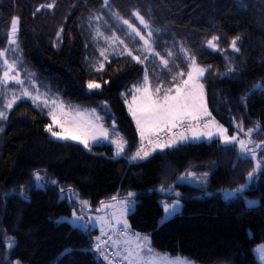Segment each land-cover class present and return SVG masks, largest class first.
Listing matches in <instances>:
<instances>
[{"label": "trees", "instance_id": "obj_1", "mask_svg": "<svg viewBox=\"0 0 264 264\" xmlns=\"http://www.w3.org/2000/svg\"><path fill=\"white\" fill-rule=\"evenodd\" d=\"M49 3L52 8L46 7ZM137 11L148 29L132 15ZM114 14L130 20L142 34L154 33L155 52L171 65L155 67L157 74L150 65L154 85L174 86L181 82V73L186 78L190 64L186 49L198 64L211 66L201 81L212 116L230 133L235 122L247 129L259 125L260 131L251 138L264 144V90L250 92L253 85L264 82V0L242 4L237 0H108L107 6L104 0H0V51L7 50L0 57V77L4 59L18 60L17 73L25 87L53 100L96 106L103 122H115L127 140L123 154L115 156L111 143L88 149L54 139L45 131L51 125L47 110L28 97L7 109V101L13 93L20 95L21 87L9 82L0 88V108L7 113V119L0 121V264L15 260L19 264H109L94 246L96 229L77 228L60 217L70 215L81 201L97 208L113 197H128L129 192L135 194V208L128 214L130 228L149 234L154 249L186 255L201 264H260L254 248L264 242V174L257 175L241 196H223L224 189L244 185L254 169V161L238 160V146L225 148L218 138L189 141L157 150L144 160L131 159L140 136L122 91L144 67L123 51L122 44L106 42L115 34L132 48L138 44ZM14 16L19 19L17 44L9 45L7 32ZM213 36L220 38L219 50L207 45ZM237 36L240 51L234 52L230 45ZM169 51L173 56H167ZM101 64L103 69L98 71ZM90 80L100 89L89 90ZM101 101L108 108H102ZM258 156L264 158V152L258 151ZM35 173H40L42 186L36 185ZM186 173L195 177L207 173L208 183L180 181ZM162 186H173L183 201L182 210L164 223L160 197L169 196L160 191ZM13 190L16 195H5ZM21 192L27 199L21 198ZM245 195L258 197L259 202L250 207ZM10 239L15 241L12 248Z\"/></svg>", "mask_w": 264, "mask_h": 264}, {"label": "snow or ice", "instance_id": "obj_2", "mask_svg": "<svg viewBox=\"0 0 264 264\" xmlns=\"http://www.w3.org/2000/svg\"><path fill=\"white\" fill-rule=\"evenodd\" d=\"M238 3L242 4L243 0H237ZM108 0H104V6H107ZM42 5L41 7H44ZM48 8H52L53 4L49 3L46 5ZM40 8H37L36 11H40ZM116 15L118 20H121L124 25H127L128 34L135 39L139 38L137 43L143 41L142 50H147L150 53L154 52V41L152 37L154 33L149 31L147 33V37L142 34V30L136 27L130 20L122 19L119 17V14ZM132 15L139 21L141 25H143L144 29H148L150 26L148 22L144 19L140 13L133 12ZM96 19H101V17L97 16ZM18 17H12L10 30L7 32L9 45L17 44V32H18ZM97 36H100V30L96 29ZM60 33H57L59 37ZM106 42L111 41L115 42L119 38L113 34L112 37H106ZM220 38L217 36H213L210 40L207 41L208 47L213 50H219L217 48V41ZM240 37L237 36L231 41V48L234 52H239L240 48L237 46ZM121 44H124L123 40H120ZM127 48V45H125ZM185 55L188 56V60L190 61L187 78H183V73H181V82L176 83L173 88L167 89V91L163 94V96L159 95L160 89L157 88L156 92L153 93L150 90V87L144 86L143 88H137L136 91L140 93L139 96L133 95L132 103L128 104L129 113L132 116V119L135 121L137 132L140 136V147L132 156V160L135 161L137 159L144 160L151 156L157 150L161 152L165 149L172 148L176 146L178 143H183L189 140L188 132H191V139L199 141L201 139H206L209 142L214 141L215 139H219L221 144L227 148L231 147L233 150L235 149L236 144L239 145L238 152V160H250L255 161V167L252 172L248 173V178L245 181V184L240 188H237L234 192L225 191L224 195L226 198L239 197L243 194V192L250 186L251 182L256 178L259 174H264V158L258 156L259 152H264V144H255L251 139L253 133L259 132L260 127L256 125L254 128H249L247 131L244 130L242 124L237 125L238 134H234L229 136L228 130L216 122L214 119H211L208 122H205V118H210L211 113L208 112L207 106L204 102V85L201 82V78L204 77L205 73L210 70L209 68L199 67L197 65L196 57L191 55L184 49ZM7 50L0 51V57H5ZM156 55H160L159 53H155ZM128 55L132 56L133 60H136L138 63L142 62L140 56L132 55V51H128ZM101 56H105V52L101 51ZM167 56H173V53L169 51ZM147 56H144L143 59H147ZM105 59L107 57L105 56ZM20 62L18 60H14L13 62H9L7 59L3 60V65L6 70L3 71L2 77H0V88H3L9 82H14L16 85H19L22 88V93L17 95L13 93V99L9 100L6 104L7 109H11L17 100L22 99L23 97H29L36 103L40 97L39 94L36 96L31 95L32 89L25 87V81H22L19 78V73L13 75L16 66ZM161 63L165 67H171L168 59H164L161 57ZM103 69V64L100 65V69ZM234 69H230L233 71ZM29 75V80H31V74ZM107 83V82H105ZM145 85L148 84V76L147 72L145 74ZM101 85L99 83H95L93 81H88L87 88L89 90L100 89ZM256 90H264V82L257 83L253 85L250 92H254ZM38 92V90H36ZM123 95V94H122ZM127 103V100L125 101ZM44 104L47 107L48 102L45 99ZM55 104V101H53ZM37 106H39L37 104ZM91 115L94 119L85 120L83 118V114L78 110L75 114H72L71 111L65 112L63 109V105L60 106V115L59 117L54 111H49V116L52 119V125H46L45 131L49 132L52 137L61 140V141H75L82 144L85 148L90 149L92 144L99 143L101 141H109L110 133L107 128L103 126V124H98L97 122L101 121L103 118L99 115H96L95 109L92 110ZM7 119V113L0 108V121ZM53 125L59 129L56 131L53 129ZM185 129L183 132H177L178 129ZM213 128L215 130H213ZM203 129V130H201ZM2 131V129H0ZM115 129L113 128V132ZM161 133H171L174 139L169 141L161 142ZM239 133H242L245 138H241ZM145 140H147V145L150 150H145ZM110 143L116 146L115 156H120L125 151V146L127 144L123 138L111 139ZM207 173L204 174V178L206 180ZM36 181H41L42 177L39 173H35ZM186 179H191L196 183H200L195 176L191 173H186L184 176L180 177V181H184ZM47 183V181H45ZM51 183H56V181H51ZM161 192L165 193L169 197L175 195L176 199L172 204L167 202L163 203L164 216L161 219V223L167 222L171 217L175 216L180 209V194L174 192L173 186L163 187L160 189ZM63 195V191L61 193ZM8 195H16L15 191L11 193H6ZM21 198L27 199L24 196L23 192L19 193ZM134 193L129 192L128 198L123 202L124 209L121 211V215H123L124 210L132 211L135 201L132 199ZM113 200L116 197L112 198ZM103 203V202H102ZM248 206H254L256 201H246ZM81 215L77 216L75 212L73 213V224L77 228L86 229L87 225L83 221L84 216V208L88 205V201H81ZM119 222V221H118ZM123 231L119 233V240H112L113 245L116 247V252L113 254H109L105 251L106 243L96 244V250L100 252L101 256L106 261H109V264H112L113 257H119L122 259L124 264H192L191 261H188L186 258H175L171 259L167 256V254L160 255L155 253L150 247V241L147 236L141 237L138 234H135V239L127 236L126 233L129 229L127 221H123ZM103 231V230H102ZM111 239V237H109ZM100 240V237H97V241ZM15 246L14 240H9L8 247L12 248ZM258 252L259 258L264 264V246L256 249ZM17 264L19 262L17 261Z\"/></svg>", "mask_w": 264, "mask_h": 264}, {"label": "rangeland", "instance_id": "obj_3", "mask_svg": "<svg viewBox=\"0 0 264 264\" xmlns=\"http://www.w3.org/2000/svg\"><path fill=\"white\" fill-rule=\"evenodd\" d=\"M15 17H17V16H15ZM148 32L149 31L147 30L143 35H145L147 37V33ZM116 37H118L119 39L116 40L115 42L119 43V45L121 44L120 43V40H123L124 41V44H122V49H123L124 52H127L128 53V51L130 50V51H132V55H137V56H140L141 57L142 63H143V67H144V69H143L141 75L139 76V78L136 79L135 81H133L129 85V87H127L125 90L122 91V94H123L122 96H123L124 102L127 100V103L125 102L126 107H127V110H128V104L132 103L133 95H136V96H139L140 95V93L136 91L137 88H143L144 86H148V87H150V90L153 93H155L156 92V89L159 88L160 89V92H159V95L160 96H163V94L169 88H173V90H174V86L175 85L174 86H171L170 84H168L166 86L163 83H159L157 85H154L152 83L151 75H150V72H149L150 69H151V67L153 65L154 66L152 68V72H154V73H156L155 67L158 68V69L163 68L164 65L161 63V57H163L164 59H167V58H165L164 56H162L160 53H159L160 55H156L155 53H157V52H155V50H154V52H151V53L149 51H147V50H142L143 41H140L138 44H136V47L135 48H132V46L128 45V42H126L122 37H120L118 35H116ZM136 38H138V37H136ZM136 38L135 39L132 38V40L138 41ZM132 40H130V41H132ZM125 45H127V48H125ZM144 56H147L148 58L147 59H143ZM14 60L15 59L12 58L11 60H8V61L11 63ZM150 65H152V66H150ZM197 65L199 67L205 68L201 64H198L197 63ZM5 70H6V68L4 66V71ZM146 72H147V76H148V84L147 85H145V83H144ZM16 73H17V69L15 68V70H14V72L12 74L15 75ZM186 78H187V76H186ZM93 82H95V81H93ZM95 83H97V82H95ZM26 88H29V87H26ZM30 89H32V91H31V95L32 96H36V95L39 94L40 99L37 101V103H39L45 110H47L48 115H49V111H54L57 114V116L59 117V115H60V106L63 105V109H64L65 112L71 111L72 114H75V112L78 110L79 112H81L83 114V118L85 120L94 119V117L91 115L93 109H95L96 115H99L100 117H103L102 112L100 111V109L96 108V106H88V105H84V104L79 103V102H74V103H71L70 102V103H67V102L60 101V100H53L50 97H48L46 94H44L43 92H40V91L37 92L35 88H30ZM19 93H22V88L19 90ZM12 99H13V96H11V98L9 100H12ZM45 99L48 102V106L47 107L44 104V100ZM53 101H55V104H53ZM204 102H205V104L207 106L205 88H204ZM100 106L102 108H108V103L106 101H101ZM207 109H208V106H207ZM208 112L210 113L209 109H208ZM128 113H129V110H128ZM50 119H51V117H50ZM211 119H214L216 122H218L220 125H223V127L228 130V128L223 123H221L220 121H218L214 116H212V114H211V117L210 118H205V122H208ZM97 123L98 124H103V126L105 128H107L109 130V133H110L109 141H101L99 143H103V142L110 143V140L111 139H117V140H119L120 138H123V140L127 142L126 138L124 137V135L122 134V132L118 129L117 124L115 122H113L110 125H107V124H105V122H103V119H102L101 121H99ZM134 123H135V121H134ZM51 125H52V119H51ZM237 125H239V123L238 122H235V125H234L235 126V130L233 131V133H230L229 130H228V133L227 134L229 136L234 135V134H238ZM113 128L115 129L114 132H113ZM53 129L56 130V131H59V129L56 128L54 125H53ZM201 130H203V129H201ZM213 130H215V129L213 128ZM244 130L247 131V128H244ZM183 131H185V129H182L181 128V129H178L177 130V132H183ZM187 134L189 136V140L186 141V142H189V141L197 142L196 140H192L191 139V132H188ZM239 135L241 136V138L247 139V137H244L242 133H239ZM174 138H176V137H174L171 133H161V139H163L162 142L169 141V140L174 139ZM54 139H56V138H54ZM202 140L203 141H208L206 139H201L199 141H202ZM99 143H94V144H99ZM144 143H145V150H150L149 146L147 145V140H145ZM183 143H185V142H183ZM94 144H92V145H94ZM140 144H141V141H140ZM113 146H114V149L116 151V146L115 145H113ZM236 146L239 147L238 144H236ZM126 147H127V144L125 146V149H126ZM139 147H140V145H139ZM254 167H255V165H254ZM196 178L198 180H200V183H198V184H200V186H204V185H206L208 183L207 177H206V180L203 179L204 176H201V175L200 176H197ZM190 181L196 183L195 181H193L191 179H190ZM35 182H36V185L37 186H42V182L41 181H39V182L38 181H35ZM240 187H238V188H240ZM236 189L237 188H235V189H228L227 188V189H224V193H225V191H227V192H234ZM198 193H200V191ZM224 193H223V196H225ZM127 198L128 197H125V198H117V199L111 200V201H104L101 204V206L100 207H97V208H93L89 204V202H88V205L84 208L83 221L87 225V228L84 229V230H93V229H96L97 232H94L93 233V236L96 239H97V237H100V240L99 241H103V237H106L107 235H110L111 233L115 234L114 236H111V239H108V242L112 245V250L114 252H116V247L113 245L112 240H119L120 239V235L119 234H116V233L119 230L118 228L123 227V221L124 220L127 221V224L129 226V229H130V224H129V220H128V214L131 211L129 212V211L124 210L123 215H121V211H122V209H124L123 202ZM132 199L135 201L134 198H132ZM175 199H176V197L169 198V197H166V196H161L160 197V202H161V204L163 206V203L164 202H167L169 204H172L175 201ZM244 200H245V202L246 201H256L257 203L259 202L258 197H250V196H247V195L244 196ZM84 201H87V200H84ZM179 203H180V209H179V212H180L182 210V206H183V201L181 200V198L179 200ZM134 208H135V204H134L133 209ZM74 212H75V214L77 216H80L81 215V205H78V206L74 207V209L72 210V213L70 215H64V216L60 217V219L61 220H67L72 225H74L73 224V213ZM163 216H164V210H163L162 217ZM162 217H161V219H162ZM161 219H160V222H161ZM135 234H138L141 237L147 236L148 237V240L150 241V247H151V249L155 253H158L160 255L167 254V256L169 258H171V259H175L177 257H179V258H186L188 261H191L192 264H201L199 262L194 261L193 259H191L190 257H188L186 255H182V254L170 255L168 253L160 252V251L154 249L151 246V238H150V235L147 234V233H142V232H137V231H132L131 235H129V233H126V235L129 236V237H131L132 239H135ZM261 246H264V242L258 244L254 248L255 257L259 261L260 264H262V261L259 258L258 252L255 251V250L258 249V248H260ZM14 264H17V261L16 260L14 261ZM219 264H232V263H230V261H222Z\"/></svg>", "mask_w": 264, "mask_h": 264}, {"label": "built area", "instance_id": "obj_4", "mask_svg": "<svg viewBox=\"0 0 264 264\" xmlns=\"http://www.w3.org/2000/svg\"><path fill=\"white\" fill-rule=\"evenodd\" d=\"M123 230H124L123 227H120L117 232L120 233ZM128 232H129V230H128ZM107 241H108V238H104L103 239V242L101 244H105L106 243V249H105V251L107 253H109V254H113V250H112L111 246L109 245V243ZM112 261H113L114 264H123L120 260H118L115 257H113V260Z\"/></svg>", "mask_w": 264, "mask_h": 264}, {"label": "crops", "instance_id": "obj_5", "mask_svg": "<svg viewBox=\"0 0 264 264\" xmlns=\"http://www.w3.org/2000/svg\"><path fill=\"white\" fill-rule=\"evenodd\" d=\"M162 140H163V139H161V142H162ZM129 235H131V234H129ZM96 241H97V239H96Z\"/></svg>", "mask_w": 264, "mask_h": 264}]
</instances>
